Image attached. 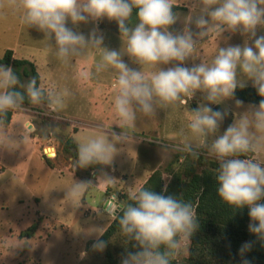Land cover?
Segmentation results:
<instances>
[{
  "label": "clouds",
  "instance_id": "obj_1",
  "mask_svg": "<svg viewBox=\"0 0 264 264\" xmlns=\"http://www.w3.org/2000/svg\"><path fill=\"white\" fill-rule=\"evenodd\" d=\"M176 7L175 0H0V9L18 13L22 24L42 32L65 65L98 50L93 70L80 73V79L87 81L104 72L115 76V124L122 132L101 128L96 137L79 143L73 161L76 168L112 165L118 153L116 144L132 140L139 117H155L157 109L188 104L199 92L204 102L190 110L187 124L195 144L185 139L177 150L199 159L200 149H206L218 164V197L235 210L247 207L251 221L248 231L264 242V164L259 160L264 154V99L258 107H250L235 118L223 132L220 126L227 110L210 107L233 99L237 88L243 89L247 81L264 98V35H257L258 29H264V0H189V9L197 14L179 32L170 30L180 19ZM104 19L116 22L120 50L103 46L98 22ZM90 22L94 27L87 36L73 30ZM193 24L197 31L192 30ZM225 32H239L246 40L242 46H218L210 62L201 60L185 66L190 58L196 59L194 53L201 42L212 36L219 40ZM124 55L139 65V70L129 67ZM69 96L67 89L38 86L35 76L22 81L11 67L0 65V148L12 149L26 140L23 135L21 141L12 138L10 113L23 111L26 103H46L53 111L62 110ZM236 104L239 107L242 101L236 100ZM114 180L107 173L98 177V182ZM93 185L92 181H73L66 199L73 203L80 200ZM166 190L157 193L138 188L130 193L131 202L122 205L120 232L127 240H134L140 250L129 252L121 264H173L181 252H187L191 238L200 229L197 209L190 201L165 195ZM99 236L92 246L103 251L106 242ZM254 243L241 245V264H251L244 257Z\"/></svg>",
  "mask_w": 264,
  "mask_h": 264
},
{
  "label": "rangeland",
  "instance_id": "obj_2",
  "mask_svg": "<svg viewBox=\"0 0 264 264\" xmlns=\"http://www.w3.org/2000/svg\"><path fill=\"white\" fill-rule=\"evenodd\" d=\"M175 3L181 8L175 11L180 19L170 30L179 32L197 12L189 9V0H175ZM68 26L72 27L70 23ZM93 27L90 22L73 30L87 36ZM191 27L197 31L194 24ZM98 28L104 36L103 46L121 49L122 41L115 21L104 19L98 22ZM257 35H264V29H258ZM245 40L246 37L239 32H225L219 40L212 36L198 45L194 53L196 59L190 58L185 66L191 67L201 60L210 62L218 46H242ZM49 43L54 44V41ZM8 50L14 51L16 59H26L36 65L45 90L67 89L70 96L66 98L65 107L57 111L58 118L40 105L15 112L17 121L22 119L23 114L33 116L36 128L32 138L27 130L20 127L13 139L21 141L23 135L26 137L25 143L13 145L12 149L6 148L4 153H0V167H4L3 171L0 170V264H107L109 252L121 258L120 251L124 248L121 238L111 241L103 251H95L93 246L87 249L88 241H96L99 233L103 234L107 224L114 220L115 214L109 212L107 204L105 208L103 206L106 196L93 189L92 197L88 195L86 198L84 194L74 203L66 199L67 188L73 181H87L83 173L89 174V168H76L73 164L76 149L67 152L66 142L71 140L78 147L86 139L96 137L101 128L111 127L110 131L117 134L122 132L115 124L118 122L113 107L115 76L111 72H104L87 81L80 79V73L93 70L99 58L98 50H90L85 56L65 65L56 57L55 49L44 40L42 32L22 24L18 13L0 9V61ZM123 59L129 67L139 70L140 66L127 55ZM144 71L149 72L148 69ZM246 86H252V82L247 81ZM201 102L204 101L198 92L188 104L166 110L157 109L155 117L141 116L137 119L132 140L116 144L118 153L112 165L105 166L103 171L115 179L110 182L107 201L115 197L122 207L130 193L141 188L157 170L164 172L165 184L170 182L166 168L177 155L186 154L178 151L177 146L185 139L195 144L187 124L190 110L197 108ZM210 107L227 110L228 115L220 126L223 132L240 114L258 105L242 101L238 107L235 99H229ZM48 145L57 150L56 153L53 148L46 149L53 158L45 155L44 150ZM42 151L46 159L41 158ZM200 152L201 160L196 162V167L202 172L215 160L207 155L206 149H200ZM259 160L264 164V154L259 156ZM183 161L182 157L174 168H179ZM86 208L93 212L88 217ZM43 215L44 219L40 218ZM37 222L35 237L22 239L21 234ZM189 250L190 244L187 252H181L175 258L178 264H186Z\"/></svg>",
  "mask_w": 264,
  "mask_h": 264
},
{
  "label": "trees",
  "instance_id": "obj_3",
  "mask_svg": "<svg viewBox=\"0 0 264 264\" xmlns=\"http://www.w3.org/2000/svg\"><path fill=\"white\" fill-rule=\"evenodd\" d=\"M179 9L181 8L177 6L174 11ZM0 65L11 67L22 81H27L33 76L37 77L38 86L41 87V76L36 65L26 59H16L14 51L8 50L0 61ZM233 99L259 105L261 99L264 98L258 95L253 86H245L243 89L237 88ZM41 105L48 107L46 103ZM32 106L25 104V107ZM13 115L14 112L9 114L8 125H10ZM73 149H76V153L73 154V157L76 158L77 146L73 141L68 140L65 150L71 152ZM182 157L184 158L183 163L180 164L179 168H174L175 164L180 163ZM200 160L201 157L194 159L188 154L177 155L174 162L165 170V173H168L171 177L168 184L164 183V172L157 170L141 187L152 189L157 193H161L166 188L165 195H174L185 201H190L196 207L200 229L191 238L186 264H241L242 257L239 254V249L246 241H255V243L251 251L245 253L244 258L248 259L251 264H264V242L259 241L256 236L248 231V225L251 222L248 215L249 209L245 207L235 210L222 202L216 191L218 187L215 179L217 162H211L210 167L199 172L196 162ZM88 168L97 171L103 169V166L95 165ZM130 202L127 199L125 204ZM120 214L121 212L118 213L111 225L99 238L106 242L105 248L110 246L111 241L118 238H121L124 244V248L120 251L121 258L109 252L107 264H121L122 259L129 252L140 250L134 240H127L121 234L118 224ZM38 223L23 232L21 238H34L38 230ZM94 242V240L89 241L87 249ZM94 250L96 251V249ZM173 264H178L175 259Z\"/></svg>",
  "mask_w": 264,
  "mask_h": 264
},
{
  "label": "crops",
  "instance_id": "obj_4",
  "mask_svg": "<svg viewBox=\"0 0 264 264\" xmlns=\"http://www.w3.org/2000/svg\"><path fill=\"white\" fill-rule=\"evenodd\" d=\"M16 58V57H15ZM41 84H42V81H41ZM41 87H42V85H41ZM40 106L42 107V109H44V110H46V111H49L50 113H51V115H53V116H55L56 118H58V113H57V111H53L51 108H49V107H45V106H43V105H41L40 104ZM57 115V116H56ZM20 127H23L25 130H27V132L31 135V137L33 138V136L35 135L34 133H35V124L33 123V116H31L30 114H23L22 115V119L20 120V121H17V113H15L14 112V115H13V119H12V121H11V123H10V125H9V130L10 131H13L14 132V134H13V137L12 138H16V136H17V134H18V130L20 129ZM34 128V129H33ZM37 135V134H36ZM38 136V135H37ZM34 140H36V139H34ZM38 145V144H37ZM49 146H51V145H48L47 147H45V149L46 148H48ZM52 147H54V146H52ZM15 148V147H14ZM55 148V147H54ZM5 150H6V148H0V153H4L5 152ZM55 151H56V153H57V150H56V148H55ZM41 158L42 159H44L45 158V156H44V154H43V151H42V156H41ZM46 159V158H45ZM46 162H47V160H46ZM52 168H54V167H52ZM106 167L105 166H103V169H101V170H90L89 169V174H85V173H83V177H85L86 178V180L87 181H92V183L93 184H95V185H93V186H90L89 187V189L86 191V193H85V196H86V198H87V196L88 195H90V197H92V195H91V193H92V190L94 189V190H97L98 192H100V193H103L105 196H106V199H105V201H104V203H103V206H104V208H105V205L108 203V192L111 190L110 189V183H104V182H98V177L103 173V171H104V169H105ZM70 169H71V167H70ZM0 170L1 171H3L4 170V167H0ZM72 171V170H71ZM124 184H125V181H124ZM85 204H87V201H86V203ZM119 207H121V206H119ZM85 211H87L88 212V214H86V216L88 217L91 213H93L92 212V210L90 209V208H86V210ZM109 212H111V213H113V214H115L114 216H113V218L115 219L116 218V216L118 215V213L120 212V210L118 209V210H116L115 212H112V211H109ZM44 217H45V215H43V216H40V218H43L44 219ZM88 219V218H87ZM95 220V219H94ZM112 223V222H111ZM111 223H108L107 224V227L103 230V233L106 231V229L111 225ZM90 241V240H89ZM88 241V242H89Z\"/></svg>",
  "mask_w": 264,
  "mask_h": 264
},
{
  "label": "built area",
  "instance_id": "obj_5",
  "mask_svg": "<svg viewBox=\"0 0 264 264\" xmlns=\"http://www.w3.org/2000/svg\"><path fill=\"white\" fill-rule=\"evenodd\" d=\"M49 148H53V149H55V148L52 147V146H49ZM46 149H47V148H46ZM46 149L44 150L46 157H47V158H53V157H51V154H48V153H47ZM55 156H56V154H55ZM107 209L110 210V211H112V212H115L116 210L119 209V205H118L117 200H116L115 197H112V198L108 201V203H107Z\"/></svg>",
  "mask_w": 264,
  "mask_h": 264
}]
</instances>
